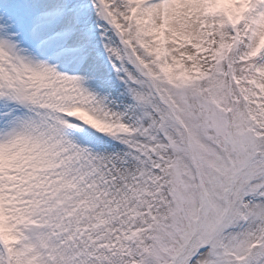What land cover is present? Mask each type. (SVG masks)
I'll return each instance as SVG.
<instances>
[{"label":"snow or ice","instance_id":"1","mask_svg":"<svg viewBox=\"0 0 264 264\" xmlns=\"http://www.w3.org/2000/svg\"><path fill=\"white\" fill-rule=\"evenodd\" d=\"M0 264H264V0H0Z\"/></svg>","mask_w":264,"mask_h":264}]
</instances>
